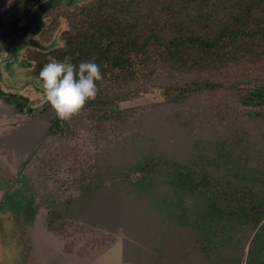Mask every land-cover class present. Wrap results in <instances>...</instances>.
Wrapping results in <instances>:
<instances>
[{"label": "trees", "instance_id": "obj_1", "mask_svg": "<svg viewBox=\"0 0 264 264\" xmlns=\"http://www.w3.org/2000/svg\"><path fill=\"white\" fill-rule=\"evenodd\" d=\"M38 5L20 0L16 6L14 31L1 34L6 56L0 66L23 44L34 77L50 58L77 67L92 61L103 75L95 99L67 121L57 119L47 100L37 108L15 103L19 113L44 119L41 139L72 157L71 182L79 192L53 203L49 228L61 216L79 220L82 201L103 208L104 197L145 199L155 212L149 218L157 219L151 232L164 240L170 230L187 232L179 233L177 251L191 264H264V0H72L43 15ZM61 19L66 26L53 46H33V40L50 44ZM154 89L163 101L135 103ZM0 96L5 101L4 91ZM149 107L161 110L168 128L151 125L146 138L172 130L181 142L171 140V151L149 142L121 165L103 168L109 148L127 132L132 140L141 119L157 113ZM80 161L84 165L74 166ZM106 226L101 222L82 245L94 249L90 261L122 236Z\"/></svg>", "mask_w": 264, "mask_h": 264}, {"label": "rangeland", "instance_id": "obj_2", "mask_svg": "<svg viewBox=\"0 0 264 264\" xmlns=\"http://www.w3.org/2000/svg\"><path fill=\"white\" fill-rule=\"evenodd\" d=\"M35 1L40 4L45 0ZM19 3L20 0H0V39L1 34L9 28L14 31L10 22ZM60 21L50 44L41 45L51 47L58 41L59 33L66 26L62 19ZM10 37L8 40H11ZM23 48L22 44L14 64L9 65L8 56L0 66V91L5 92V101L0 96V264H191L177 251L182 244L179 233L185 237L187 232L181 229L175 232L174 229L170 230L166 233L165 240L151 232L157 226V219L152 221L149 218L155 212L153 209L150 211L149 207L145 208V199L137 204L129 197L119 200L104 197L102 202L108 203V208L87 204L90 200L82 201L78 204V207L84 206L79 213V220L69 222L67 217L61 216L55 220L53 228H49L47 213L50 207L61 204L65 198L77 195L79 191L76 184L71 182L72 157L65 158V148L50 138L41 139L46 121L16 110L17 102L20 106L32 104L37 108L46 101L43 82L30 73L32 62L25 60ZM3 56H6L5 51L0 53V57ZM11 95L12 101L9 97ZM16 95L22 96L24 100L18 101ZM163 99L160 90L154 89L135 103L144 105ZM150 110L157 113H148L141 119V134H134L131 140L126 137L127 132L115 147L109 148L110 152L100 161L103 168L121 165L133 152L145 148L150 142L146 136L150 134L151 125L168 126L165 119H160L163 117L161 110L149 107L147 111ZM154 136L161 138L151 142L167 145V151L173 150L171 140L174 139L175 144L181 142L179 134L172 130L167 131L164 136ZM30 152L36 153L34 159L22 165ZM80 164L84 165L80 161L74 166L79 167ZM119 201L122 202V209L115 212ZM101 222L107 225V229H117L122 236H119V241L110 249L90 261L89 256L94 249L90 246L82 249V245L95 237ZM184 240L185 238L183 243ZM159 241L164 242L163 249L157 247ZM159 255L165 258L168 256V260ZM196 263L212 264L206 261Z\"/></svg>", "mask_w": 264, "mask_h": 264}, {"label": "clouds", "instance_id": "obj_3", "mask_svg": "<svg viewBox=\"0 0 264 264\" xmlns=\"http://www.w3.org/2000/svg\"><path fill=\"white\" fill-rule=\"evenodd\" d=\"M47 103L57 119L70 120L89 100L97 95V81L103 79L100 65L81 61L77 65L69 61L50 58L39 72Z\"/></svg>", "mask_w": 264, "mask_h": 264}, {"label": "water", "instance_id": "obj_4", "mask_svg": "<svg viewBox=\"0 0 264 264\" xmlns=\"http://www.w3.org/2000/svg\"><path fill=\"white\" fill-rule=\"evenodd\" d=\"M71 1L72 0H45L38 5L37 11H38L39 15H43L49 8L57 6V5H61V4L69 5L71 3ZM32 43L37 48L47 49L50 47V46H43L39 42L34 41V40L32 41ZM21 47H22V44L19 45L18 48L14 52L11 53L12 54L11 57L9 56V58H10L9 65H12L17 61V56H18V53H19V50Z\"/></svg>", "mask_w": 264, "mask_h": 264}]
</instances>
